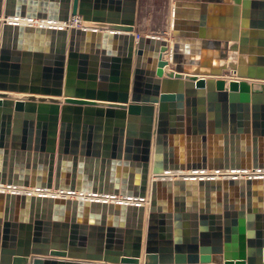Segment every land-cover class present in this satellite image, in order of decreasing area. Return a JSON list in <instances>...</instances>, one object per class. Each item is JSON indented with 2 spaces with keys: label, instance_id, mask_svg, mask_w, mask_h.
Masks as SVG:
<instances>
[{
  "label": "water",
  "instance_id": "obj_1",
  "mask_svg": "<svg viewBox=\"0 0 264 264\" xmlns=\"http://www.w3.org/2000/svg\"><path fill=\"white\" fill-rule=\"evenodd\" d=\"M171 2L0 0V264H264V0Z\"/></svg>",
  "mask_w": 264,
  "mask_h": 264
},
{
  "label": "rangeland",
  "instance_id": "obj_2",
  "mask_svg": "<svg viewBox=\"0 0 264 264\" xmlns=\"http://www.w3.org/2000/svg\"><path fill=\"white\" fill-rule=\"evenodd\" d=\"M169 0H138V30L143 35H153L165 30ZM164 35L166 34L163 31ZM163 35V36H164ZM154 36V35H153Z\"/></svg>",
  "mask_w": 264,
  "mask_h": 264
},
{
  "label": "bare ground",
  "instance_id": "obj_3",
  "mask_svg": "<svg viewBox=\"0 0 264 264\" xmlns=\"http://www.w3.org/2000/svg\"><path fill=\"white\" fill-rule=\"evenodd\" d=\"M173 5V0H172V2H171V6ZM12 21H16V20H12ZM18 22L19 23H21V24H24V25H26V24H28L29 23V21H27V20H18ZM33 25H47L48 23H46L45 21L44 22H42V24H40L41 22L40 21H33V22H31ZM74 24V23H73ZM57 27H64V24H59V26H57ZM166 33H167V38H168V31L166 30ZM164 59H168V54H165L164 55ZM12 189H8V188H6V187H1L0 186V191H4V192H10ZM14 191H16V192H28V193H30V194H45V195H55V196H57V197H59L60 196V193L59 192H56V193H53L52 191H37V190H35V189H28V190H19V189H16V190H14ZM69 197H71V196H69ZM72 197H74V198H77L78 196H72ZM116 200H118V199H116ZM115 200V201H116ZM107 201H111V199H107Z\"/></svg>",
  "mask_w": 264,
  "mask_h": 264
},
{
  "label": "crops",
  "instance_id": "obj_4",
  "mask_svg": "<svg viewBox=\"0 0 264 264\" xmlns=\"http://www.w3.org/2000/svg\"><path fill=\"white\" fill-rule=\"evenodd\" d=\"M169 5H170V0L168 1V9H169ZM167 13H168V10H167ZM212 13V12H211ZM138 14H139V10H138V6H137V17H136V32H137V34L138 35H140V36H145V35H143L142 34V32H140L139 30H138V26H137V22H138ZM166 26H167V21H166ZM163 31H165L166 32V28H165V30H161L159 33H157V34H153L154 36H162V37H164V38H167V33L164 35L163 33ZM153 35H150V36H153ZM164 35V36H163ZM146 36H148V35H146ZM169 41H171V38H169Z\"/></svg>",
  "mask_w": 264,
  "mask_h": 264
},
{
  "label": "built area",
  "instance_id": "obj_5",
  "mask_svg": "<svg viewBox=\"0 0 264 264\" xmlns=\"http://www.w3.org/2000/svg\"><path fill=\"white\" fill-rule=\"evenodd\" d=\"M81 23H82L81 19L78 18V17H75L69 23L64 24V27H67V28H71V27L80 28L81 27ZM138 38H139V35H136V39H138Z\"/></svg>",
  "mask_w": 264,
  "mask_h": 264
}]
</instances>
